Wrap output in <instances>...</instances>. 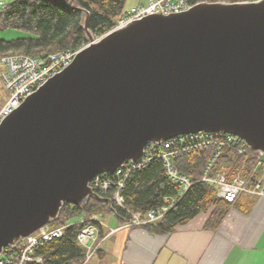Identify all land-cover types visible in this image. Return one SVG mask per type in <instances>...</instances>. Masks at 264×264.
Instances as JSON below:
<instances>
[{
  "label": "water",
  "instance_id": "1",
  "mask_svg": "<svg viewBox=\"0 0 264 264\" xmlns=\"http://www.w3.org/2000/svg\"><path fill=\"white\" fill-rule=\"evenodd\" d=\"M86 34L70 65L0 123V251L63 203L110 204L89 179L150 140L221 130L264 151V0L202 1Z\"/></svg>",
  "mask_w": 264,
  "mask_h": 264
},
{
  "label": "trees",
  "instance_id": "2",
  "mask_svg": "<svg viewBox=\"0 0 264 264\" xmlns=\"http://www.w3.org/2000/svg\"><path fill=\"white\" fill-rule=\"evenodd\" d=\"M126 0H13L0 11V30L17 29L24 36L9 40L0 38V57L8 51L41 55L46 52H56L67 48H78L88 42L86 29L94 37H100L115 24L117 18L125 12ZM208 1H253V0H188L191 5ZM87 16L86 29L84 21ZM250 155L256 153L248 149ZM210 157L209 150L183 154L176 159L180 171L192 178H199ZM229 167L233 174L242 165L249 168L252 160L246 161V156L230 154L224 151L218 161ZM179 187L164 174L160 162L153 161L139 170L134 171L126 182L123 190L126 208L130 211L146 212L162 203L163 197L177 195ZM244 197H248L246 200ZM234 202H228L215 195L214 188L204 182H194L185 194L165 213L151 223L141 226L149 232L167 234L178 225L187 223L201 212H208L204 227L215 230L231 208L247 212L254 200L244 196ZM245 202V204H241ZM113 212L121 223L127 221L130 214L121 207H110L106 201L89 197L79 204L63 203L52 226H63V235L44 243L37 250L41 256L40 263L27 264H80L85 257V249L77 242L78 231L89 223L92 215ZM81 215L80 221L71 222L70 218ZM106 232L99 225V236Z\"/></svg>",
  "mask_w": 264,
  "mask_h": 264
},
{
  "label": "built area",
  "instance_id": "3",
  "mask_svg": "<svg viewBox=\"0 0 264 264\" xmlns=\"http://www.w3.org/2000/svg\"><path fill=\"white\" fill-rule=\"evenodd\" d=\"M6 3L0 0V11ZM192 5L188 0H147L144 4H137L125 10L116 20L113 28L141 19L151 14L169 15L187 10ZM86 44V43H85ZM78 48H67L56 52H46L41 55H30L17 52H6L0 57L4 70L1 72V82L8 92L5 102L0 105V123L16 110L21 103L45 82L54 77L74 60ZM252 149L244 138L225 131L187 132L170 138L148 141L142 154L136 160H124L118 164L113 172L102 171L92 176L88 181L90 190L100 197L110 200V207H121L130 214L127 221L121 225L108 228L107 232L99 236L100 214L92 215L77 233L76 239L85 249V257L80 264H86L91 256L103 246L104 240L110 234L122 227H141L144 224L161 219L165 213L185 194L194 182H204L214 188L215 195L228 202H234L242 195L264 196V151ZM209 150L210 157L205 164L199 178H192L180 171L176 159L193 152ZM224 151L230 154L246 156V161L252 160V165L246 168L242 165L233 174H229V167L218 164ZM160 162L165 176L177 184L178 193L175 196L163 197L162 203L146 212L130 211L125 206L123 190L130 175L145 165ZM63 226H52L50 222L39 226L33 232L22 236L15 245H6L0 251V264L40 263L41 256L37 250L44 243L63 235Z\"/></svg>",
  "mask_w": 264,
  "mask_h": 264
},
{
  "label": "crops",
  "instance_id": "4",
  "mask_svg": "<svg viewBox=\"0 0 264 264\" xmlns=\"http://www.w3.org/2000/svg\"><path fill=\"white\" fill-rule=\"evenodd\" d=\"M253 198L247 212L231 208L215 230L204 227L209 211L167 234L122 227L86 264H264V196ZM99 220L106 232L122 224L113 212Z\"/></svg>",
  "mask_w": 264,
  "mask_h": 264
},
{
  "label": "rangeland",
  "instance_id": "5",
  "mask_svg": "<svg viewBox=\"0 0 264 264\" xmlns=\"http://www.w3.org/2000/svg\"><path fill=\"white\" fill-rule=\"evenodd\" d=\"M146 1L147 0H126L125 4H124V8L129 9L130 7L135 6L137 4H140V3L144 4V3H146ZM24 35H25L24 32H22L21 30H17V29H2V30H0V38L5 39V40L21 37ZM3 70H4V66L2 63H0V105H2L5 102V100L8 96V92L1 82V72ZM81 219H82V216L77 215L76 217H72L69 220L71 223V222L80 221Z\"/></svg>",
  "mask_w": 264,
  "mask_h": 264
}]
</instances>
